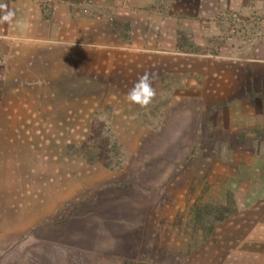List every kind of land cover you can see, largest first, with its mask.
I'll use <instances>...</instances> for the list:
<instances>
[{
    "label": "crops",
    "instance_id": "crops-1",
    "mask_svg": "<svg viewBox=\"0 0 264 264\" xmlns=\"http://www.w3.org/2000/svg\"><path fill=\"white\" fill-rule=\"evenodd\" d=\"M0 3L15 12L0 23V264L124 263L132 247L264 264V100L225 76L208 99L205 66L184 92L190 64L165 100H127L132 57L192 55L151 44L187 1Z\"/></svg>",
    "mask_w": 264,
    "mask_h": 264
},
{
    "label": "rangeland",
    "instance_id": "rangeland-1",
    "mask_svg": "<svg viewBox=\"0 0 264 264\" xmlns=\"http://www.w3.org/2000/svg\"><path fill=\"white\" fill-rule=\"evenodd\" d=\"M186 1L190 7L185 10L189 13L184 14L180 21L175 16L170 23L160 27L162 32L159 31V36L163 39L153 40L151 44L157 47L154 45L157 42L158 47L174 49L175 52L180 50L192 55L189 57L163 54L134 56L132 58L137 59L140 68L135 67L137 74H128L126 81L133 86L145 72L157 73L158 79L153 81V85L157 81L167 84V86L154 87L160 97L154 98L153 102H158L166 99L167 94L162 96V93L172 90V85L181 84L183 79L184 83L187 82V74L183 77L181 73L176 72L179 67L190 64L192 70L189 80L192 86L183 90L184 92L190 90L193 94L198 89L194 83L202 80V68L205 66L208 99H217L221 90L219 76H225L231 85H222V87L231 86L232 97L241 94L240 89L248 88L250 97L258 99L261 97L264 100V0ZM124 27V36L130 42L131 29L126 25ZM129 65L133 68V64L128 62ZM199 68L201 76L197 72ZM173 69L175 71H171ZM116 249L118 250V246ZM142 251L136 255L135 248L132 247L124 263L117 261L112 264L187 263L182 253L158 257L151 248H143ZM211 255L213 256L214 253L212 252Z\"/></svg>",
    "mask_w": 264,
    "mask_h": 264
},
{
    "label": "clouds",
    "instance_id": "clouds-1",
    "mask_svg": "<svg viewBox=\"0 0 264 264\" xmlns=\"http://www.w3.org/2000/svg\"><path fill=\"white\" fill-rule=\"evenodd\" d=\"M14 18L15 12L6 3H0V23L7 22L11 24L14 22ZM15 23L19 25L21 21L15 20ZM156 79H158L157 73L145 72L129 90L127 100L142 108H146L157 96V90L153 87V81ZM258 147L260 151L264 152V144H260Z\"/></svg>",
    "mask_w": 264,
    "mask_h": 264
}]
</instances>
